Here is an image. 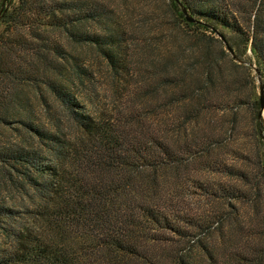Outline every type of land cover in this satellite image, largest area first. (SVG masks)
Returning <instances> with one entry per match:
<instances>
[{
	"label": "trees",
	"instance_id": "trees-1",
	"mask_svg": "<svg viewBox=\"0 0 264 264\" xmlns=\"http://www.w3.org/2000/svg\"><path fill=\"white\" fill-rule=\"evenodd\" d=\"M181 1L202 20L187 21L169 0L191 47L151 63L156 72L148 74L165 87L163 99L176 103L174 136L141 113L88 109L77 93L90 81L78 48L95 50L119 76L129 70L130 39L109 2L9 6L0 21V176L17 195L0 198V264H202L214 246L201 235L215 222L226 238L247 237L244 205L252 206V235L261 241H247L248 254L239 256L264 264L258 80L218 37L240 57H253L264 81V0ZM234 105L250 111L260 145V169L251 173L221 155V122ZM192 193L208 203L193 209L185 201ZM219 202L232 207L230 216L219 214Z\"/></svg>",
	"mask_w": 264,
	"mask_h": 264
},
{
	"label": "rangeland",
	"instance_id": "rangeland-1",
	"mask_svg": "<svg viewBox=\"0 0 264 264\" xmlns=\"http://www.w3.org/2000/svg\"><path fill=\"white\" fill-rule=\"evenodd\" d=\"M18 0H12L10 5ZM113 7L116 19L121 22V26L125 32L129 45L128 55H124V59L129 62V70L119 76L115 71L108 67L102 56L95 50L88 47H82L78 55L80 62H86L84 69L90 81L86 80L84 84H80L76 89L79 97L88 109H95L109 112L113 116L126 114L134 111L141 113L144 119L154 125H160L168 130L169 135H176L179 130L178 122L175 123L173 110L176 103L163 99L165 87L158 86L155 78L148 74L156 72L152 70L151 63L158 65L162 63L164 57H176V55H186L191 47L190 41H185L186 32L178 27L174 22L172 14L168 8L169 0H106ZM215 49V55H222L216 45H212ZM179 48H185V53L181 54ZM252 55L251 52H248ZM247 58V57H246ZM248 59V58H247ZM190 58L188 61H192ZM252 60L254 58L252 57ZM220 62L225 63L221 59ZM226 66V64H224ZM153 84L157 85V90L147 93V91L139 92ZM47 93L46 90L44 91ZM174 92V87L168 86L167 93ZM51 101V100H50ZM170 103V104H168ZM222 115L223 109H218ZM42 113L45 111L42 109ZM222 117V116H221ZM236 120L233 123V120ZM16 125V124H15ZM224 134V146L221 151L223 157L238 167H242L248 173L257 170L258 150L260 145L254 137L252 130V115L245 106L234 105L229 108L221 122ZM222 134V135H223ZM262 146V145H261ZM260 169V168H259ZM251 173V172H250ZM17 192L10 190L9 186L0 176V198L15 197ZM192 193L185 199L190 201L191 207L194 209L195 202L199 201L203 205L208 203L207 200H199ZM192 199V200H190ZM262 201L264 202V189L262 191ZM219 214L227 213L225 217L230 216L229 210H233L231 206L219 202ZM241 206L242 203H238ZM264 206V203H263ZM201 209H204L202 207ZM244 214L241 222L243 223L247 237L241 238L236 234L233 238L221 235V223L215 222L212 227L202 232V240L210 244L212 253L205 255L202 264H249L246 260H242L239 255L246 256V243H255L261 241L259 237L252 235L254 233L253 225L256 227L255 219H252V206H242ZM222 221H224L222 219ZM226 226V225H224ZM0 230V241L6 243V237ZM198 255H202L200 250L194 248ZM208 250V249H207ZM206 250V251H207Z\"/></svg>",
	"mask_w": 264,
	"mask_h": 264
},
{
	"label": "water",
	"instance_id": "water-1",
	"mask_svg": "<svg viewBox=\"0 0 264 264\" xmlns=\"http://www.w3.org/2000/svg\"><path fill=\"white\" fill-rule=\"evenodd\" d=\"M11 1L12 0H3L1 7H0V21L3 18V16L5 15L6 11L8 10ZM175 2L180 6L181 11L184 13L187 21L192 22V23L202 22L201 19L195 17L193 14L190 13L188 8L184 5V3L181 0H175ZM218 37L223 40V42L226 45L227 50L231 53L232 57L236 61H238L240 63H245V64L251 66L256 73L257 80H258V93H259V102H260V107H259V111H258V120L260 123L259 131H260V136L264 142V81H263L261 69L259 68V66L257 65V63L255 61L249 60L247 58H243V57H240L239 55H237V53L235 52L233 47H231L229 45L225 36L222 33L218 32Z\"/></svg>",
	"mask_w": 264,
	"mask_h": 264
}]
</instances>
